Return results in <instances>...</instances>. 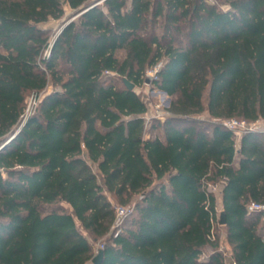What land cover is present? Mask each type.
Listing matches in <instances>:
<instances>
[{
	"label": "trees",
	"instance_id": "obj_1",
	"mask_svg": "<svg viewBox=\"0 0 264 264\" xmlns=\"http://www.w3.org/2000/svg\"><path fill=\"white\" fill-rule=\"evenodd\" d=\"M99 1L0 0V264H92L86 235L101 264H226L212 186L234 264H264V130L223 124L264 121V0ZM156 66L163 137L124 83Z\"/></svg>",
	"mask_w": 264,
	"mask_h": 264
},
{
	"label": "rangeland",
	"instance_id": "obj_2",
	"mask_svg": "<svg viewBox=\"0 0 264 264\" xmlns=\"http://www.w3.org/2000/svg\"><path fill=\"white\" fill-rule=\"evenodd\" d=\"M71 14H72V11L68 7H66V15L61 20H51L47 24L43 25V28L47 29V31L49 32V38L52 43L56 39V37L59 35L61 28L65 24V22L69 21L68 19ZM119 57H123V52L119 53ZM152 69H150L145 75L144 83L141 86L135 87V91L141 97V99L146 103L148 107V112L145 115L147 129H148L147 136L158 135V136L163 137V130L161 128V124L170 115L167 109L169 108L170 103L173 100H175V97H170L153 86L151 82L155 80V78L153 77V73L150 72ZM49 92H53L52 87L48 88L45 92L42 93V95L47 94ZM31 98H32V95L28 96L27 98L26 110L30 107ZM208 118L209 117L207 116V114L196 117L197 120L198 119L207 120ZM257 128H259V130H264V121L260 125H258ZM236 139H237V142H239V139H240L239 134L236 135ZM215 194L217 197V210H218L217 221L214 227L215 238L218 239V245H219L218 249L223 254L226 264H234V260L231 258V252H230L231 248L227 243L226 229L222 225L219 224L220 218H221L220 213L222 209V204H221V198L219 195L218 187H217V191L215 192ZM136 198L131 203H129L128 205H125L124 207L133 208L136 202ZM113 204L114 206H121V204L117 202L116 200H113ZM58 206H62L66 211H70V208L65 204H60V205L58 204ZM262 223H264V217L262 219ZM86 236L88 237L92 245L93 252L96 256L98 253L95 251V248L97 246L103 245L104 239L95 241L90 236L88 235Z\"/></svg>",
	"mask_w": 264,
	"mask_h": 264
},
{
	"label": "built area",
	"instance_id": "obj_3",
	"mask_svg": "<svg viewBox=\"0 0 264 264\" xmlns=\"http://www.w3.org/2000/svg\"><path fill=\"white\" fill-rule=\"evenodd\" d=\"M48 54V53H46ZM160 66H156L154 67V69H152L150 72L153 73V77L155 79H157V72L159 70ZM52 92H49L47 94L44 95H32L31 101H30V107L26 110L25 115H24V119H26L29 115H31V113L33 112V110L35 109V107L48 95L51 94ZM263 121H259V122H255V123H247L246 121L243 120H238V119H230L225 121L223 124L226 128L232 130L235 132V134H239L240 136L250 130V129H259L257 128L258 125H260ZM212 191L216 192L217 191V186H212ZM115 208V213H116V220L113 226V229H120V227L122 226L123 221L125 220V218L130 214V212L132 211V208H126L124 206H114ZM248 210L250 213H256V214H264V204H260V203H251L248 207ZM103 249V245L97 246L95 248V251L98 253L99 250Z\"/></svg>",
	"mask_w": 264,
	"mask_h": 264
},
{
	"label": "water",
	"instance_id": "obj_4",
	"mask_svg": "<svg viewBox=\"0 0 264 264\" xmlns=\"http://www.w3.org/2000/svg\"><path fill=\"white\" fill-rule=\"evenodd\" d=\"M102 1L103 0L97 2L96 5L100 4ZM81 13L75 15L72 19L67 21L62 28H64L66 25H68L72 20H74V18H76ZM124 83L126 84L128 89H130V90H134L135 89V85L133 83H131L130 81H128L127 79H124ZM163 93L166 94L165 92H163ZM13 137H15V136H13ZM219 224L220 225H225L226 224V218H225L224 214H221V218H220ZM103 258H104V250L101 249V250H99L98 254L92 259V264H101L102 261H103Z\"/></svg>",
	"mask_w": 264,
	"mask_h": 264
}]
</instances>
